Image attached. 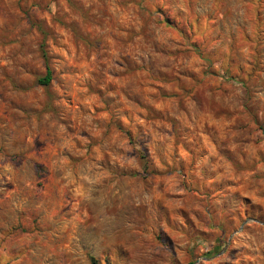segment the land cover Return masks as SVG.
Wrapping results in <instances>:
<instances>
[{
    "label": "rangeland",
    "instance_id": "rangeland-1",
    "mask_svg": "<svg viewBox=\"0 0 264 264\" xmlns=\"http://www.w3.org/2000/svg\"><path fill=\"white\" fill-rule=\"evenodd\" d=\"M91 259L264 264V0H0V264Z\"/></svg>",
    "mask_w": 264,
    "mask_h": 264
},
{
    "label": "trees",
    "instance_id": "trees-1",
    "mask_svg": "<svg viewBox=\"0 0 264 264\" xmlns=\"http://www.w3.org/2000/svg\"><path fill=\"white\" fill-rule=\"evenodd\" d=\"M42 58L44 59V61L46 60V54L44 52H42ZM50 81H51V70L46 65L44 76L39 78L37 82L42 86H47L50 83ZM91 264H97V263L95 262V260L91 259Z\"/></svg>",
    "mask_w": 264,
    "mask_h": 264
}]
</instances>
